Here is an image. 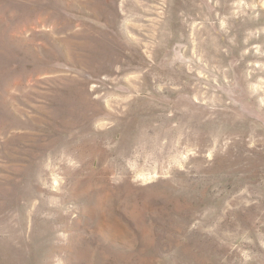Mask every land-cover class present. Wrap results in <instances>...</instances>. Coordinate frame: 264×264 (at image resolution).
<instances>
[{"label": "rangeland", "instance_id": "1", "mask_svg": "<svg viewBox=\"0 0 264 264\" xmlns=\"http://www.w3.org/2000/svg\"><path fill=\"white\" fill-rule=\"evenodd\" d=\"M0 264H264V0H0Z\"/></svg>", "mask_w": 264, "mask_h": 264}]
</instances>
